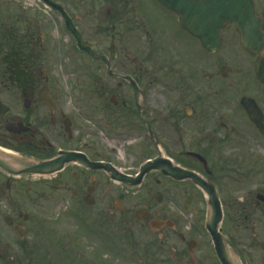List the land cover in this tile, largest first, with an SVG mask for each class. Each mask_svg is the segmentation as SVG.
I'll return each instance as SVG.
<instances>
[{"label": "flooded vegetation", "instance_id": "af4514ba", "mask_svg": "<svg viewBox=\"0 0 264 264\" xmlns=\"http://www.w3.org/2000/svg\"><path fill=\"white\" fill-rule=\"evenodd\" d=\"M252 1L264 29V0ZM188 13L156 0H0V94L15 103L0 117V145L38 161L72 157L48 178L0 171V264H35L36 253L53 250L83 264L81 231L35 217L45 189L82 206L108 200L112 209L93 228L103 237L144 232L170 252V264H220L204 227L205 196L179 181L176 167L217 193L231 264H264L260 56L226 40V30L206 50L181 25ZM77 35L94 57L79 50ZM155 160L135 190L105 170L134 178Z\"/></svg>", "mask_w": 264, "mask_h": 264}, {"label": "water", "instance_id": "95a60500", "mask_svg": "<svg viewBox=\"0 0 264 264\" xmlns=\"http://www.w3.org/2000/svg\"><path fill=\"white\" fill-rule=\"evenodd\" d=\"M158 1L170 8L176 9L178 6V0ZM189 8L198 11V13L188 16L190 25H192V27L188 29L204 46L209 47V44L213 43V48L209 49H214L219 45L221 39L219 32L225 27L233 24L239 33L240 44L245 50L253 54H262L264 52V31L262 30L261 18L255 15L251 0H197L191 3ZM80 45L79 47H81ZM101 59L107 65L105 59ZM109 74L113 75L111 72H109ZM256 74L258 79L264 84V58L258 61ZM2 108H4V105L0 102V111ZM7 129L12 131V127ZM59 162V160L35 162L34 160L21 158L0 149V169L12 176L50 175L57 171L56 169L58 168H56V164ZM156 162L157 161L143 164L140 169L139 177H142L154 167ZM111 174L114 179L126 181V178L115 170H111ZM179 179L181 181L189 179L195 185L201 187L205 192L209 204L206 227L214 241L215 252L218 259L222 264H225L228 259V251L224 247L217 231V226L221 220V214L219 202L214 191L203 187L204 184L199 182L195 175L181 168L179 169ZM90 203L92 204V202Z\"/></svg>", "mask_w": 264, "mask_h": 264}, {"label": "rangeland", "instance_id": "374dc122", "mask_svg": "<svg viewBox=\"0 0 264 264\" xmlns=\"http://www.w3.org/2000/svg\"><path fill=\"white\" fill-rule=\"evenodd\" d=\"M226 40L237 41L234 31L227 30ZM2 91V90H0ZM7 104H15L12 97L7 93L0 94ZM67 103L70 102L67 95ZM0 130V138L2 137ZM2 140V139H0ZM24 182V181H16ZM76 201V200H75ZM74 200L70 199L69 194L62 192H52L47 189L43 191L40 200L35 204V217L44 219L48 223H61V229L69 234H75L77 231L83 233V264H93L90 261L94 260L99 264H170L168 257L170 252H160L158 250L159 243L154 241L156 236L141 233L136 239H128L121 234H105L106 237H97L89 234V230L94 227H99L97 217H105L104 212L108 206V200H96L94 206H82L75 204ZM182 204V203H181ZM181 209V207H180ZM183 217L184 230L188 231L191 226L192 218L185 214ZM186 227V228H185ZM98 231V230H96ZM111 237H113L111 239ZM130 237V236H129ZM155 237V238H154ZM86 239V240H85ZM134 240V241H133ZM106 247H105V246ZM106 253V254H103ZM66 255L60 252H50L49 254H41L35 256V264H70L65 258ZM106 263H103V262ZM75 264V262H74Z\"/></svg>", "mask_w": 264, "mask_h": 264}]
</instances>
